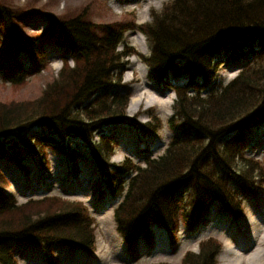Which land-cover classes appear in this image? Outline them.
Returning <instances> with one entry per match:
<instances>
[{"label":"trees","instance_id":"1","mask_svg":"<svg viewBox=\"0 0 264 264\" xmlns=\"http://www.w3.org/2000/svg\"><path fill=\"white\" fill-rule=\"evenodd\" d=\"M53 3L41 6L43 10L14 11L9 3L0 2V33L9 40L14 60L12 66L5 64L9 71L21 67V53L39 59L36 47L42 36H27L18 30L21 22L39 13L48 18L47 35L61 50L63 61L57 77L47 83L40 97L0 101V158L8 154L4 137L40 127L50 131L39 137L41 147L62 149L60 137L76 138L88 147L114 194L123 192L121 175L133 173L114 211L116 230L129 242L155 223L175 228L178 217L173 196L183 188L191 190L189 206L197 217L214 200L223 208L236 210L228 182L258 185L263 176L255 163L240 158V147L255 117L264 115V0H170L161 10L151 12L150 22L138 26L125 20L92 22L91 12L99 0L75 13L68 10L60 15L44 11L52 9ZM129 30L145 37L148 55L138 53L124 40ZM219 52L227 53L229 59L243 60L247 53L254 56L219 92L201 97L202 85L173 88L177 99L169 124L173 128L174 120L181 121L180 133L163 155L146 158L144 167L129 160L119 166L109 164L110 134L99 135L97 142L93 134L104 126L125 122L129 94L119 91L125 59L135 56L146 66L147 78L155 83L169 76L198 77L207 83L215 76L214 59ZM24 81L15 74L12 85ZM190 86L197 91L193 96L187 94ZM151 119L154 124H147V129L155 132L159 120ZM237 162L239 167L234 165ZM3 185L0 175V187ZM6 239L38 244L58 241L86 249L93 244L81 203L47 197L16 206L0 191V264H11ZM219 251L215 240L202 241L197 253L183 255L181 264H216Z\"/></svg>","mask_w":264,"mask_h":264},{"label":"rangeland","instance_id":"2","mask_svg":"<svg viewBox=\"0 0 264 264\" xmlns=\"http://www.w3.org/2000/svg\"><path fill=\"white\" fill-rule=\"evenodd\" d=\"M55 1V3H53ZM94 0H0V2L9 3L12 10L35 8L43 10L40 7L49 3H53L52 9L44 11L51 12L54 15H60L67 12H77L86 6H91ZM132 5H125L122 0H99L96 10L91 12V21L98 23H116L120 21L133 22L135 25L150 22L151 12L159 11L170 0H144L146 2H154L143 5L142 0H138ZM31 3V4H29ZM48 18L39 13L33 17L21 22L18 25L20 34L27 36H42L40 44L36 47L39 53V59L31 58L29 54L19 56L21 67L17 71H9L6 63L13 65V58L9 54V40L0 33V101L1 102H19L23 100L36 99L41 96L48 82L57 77L63 66L61 62V50L53 45L51 38L47 35ZM124 40L132 46L138 53L148 55L149 49L145 37L136 30L127 31L124 34ZM121 51V47L117 48ZM242 64L253 59L252 53L245 54ZM225 59V55L221 54L218 58ZM135 58V57H134ZM136 62H132L131 57L125 59V68L122 74V86L119 91L128 93L129 99L124 109V118L126 123L122 126L108 127L112 128L115 135L113 142V155L110 157L109 164L115 166L120 165L125 159H129L134 164L144 167V159L150 157L157 159L163 155L174 136L180 133L178 129L179 120L173 121V128L169 124V119L174 116V105L176 96L173 91L165 84L154 85L148 82L147 68L137 58ZM69 62V61H68ZM53 64L58 65L57 68ZM68 65L73 67V63ZM229 65L224 61L219 62L215 76L212 81L205 84V88L201 91L202 96L216 93L226 86L228 82L238 75L240 68L228 69ZM22 76L24 84L12 85V79ZM145 76V77H144ZM175 85L184 83V80H173ZM131 99H139V102L129 107ZM152 117L159 120V127L154 134L147 135L145 132L137 131L135 128L145 126L152 122ZM264 119V115L261 116ZM260 118V119H261ZM258 118L255 117L254 120ZM133 122V125L127 124ZM173 130H172V129ZM145 131V130H144ZM49 129L40 127H32L26 131L15 132L2 141L8 148L7 157L0 158V173L5 178L4 185L0 188L7 197L13 200L15 205H24L30 200L38 201L47 196L57 197L60 200L69 202H82L90 210V215L96 220L97 226H94V249L90 251L95 260L88 261V258L78 256L77 253L69 254L68 249L63 245H58L55 249L59 255L60 264H150L156 262H169L171 264H181V258L187 251L198 252V243L206 240L208 237H215L221 243V250L217 256V264H229L231 259L238 256L235 264H248L247 259L251 251L238 249L235 246L236 241H232L233 237L237 238V232L230 220L219 215L215 216L214 211L210 212L209 207L213 206L214 210L220 209V203L211 202L205 211L203 218L195 220L190 208L191 190L183 188L174 196V203L177 208V226L178 241L176 246L168 244L171 232L160 229L158 226H152L154 239L156 244L143 246L142 238H138L134 252H127L123 244L121 236L116 230L114 222V208L121 198L106 197L97 200V175L95 174L91 163L89 149L76 138L65 137L59 138L63 148L41 147L37 141L42 134H48ZM245 136V137H244ZM244 141L241 142V150L245 157L257 159L264 166V120L250 126L244 135ZM53 137H56L53 135ZM225 139V138H223ZM222 140V139H221ZM220 140V141H221ZM140 141L143 144L140 145ZM219 142V141H218ZM138 144V145H137ZM66 151V154H65ZM44 152L46 156H44ZM43 154V157H42ZM113 158H116L113 160ZM237 160V159H236ZM237 164L239 167V163ZM81 169L79 179L76 180V171L74 167ZM69 185L64 186L66 178ZM124 180V192L127 189L128 175H122ZM131 177V174H130ZM255 181V180H254ZM228 186L232 192L241 200L242 218L239 220L241 229L247 231V224L251 217L257 215L251 214V205L245 197L249 195V191L240 188L233 181L228 182ZM68 187V188H67ZM264 187V186H263ZM107 192V191H106ZM257 194V192H256ZM258 199L261 205H264V190H259ZM245 198V199H244ZM97 200V201H96ZM101 203V204H100ZM252 203V202H251ZM263 208V207H262ZM264 209V208H263ZM263 211V210H260ZM210 213L212 217L207 216L205 222L204 217ZM219 213V212H217ZM257 219L262 222L264 213ZM256 218V217H255ZM254 218V219H255ZM249 219V220H248ZM190 222V224H188ZM211 221V222H210ZM202 233L199 236L194 235L197 228L202 227ZM258 230L252 231V236H248L245 242L251 240L257 247L262 249L264 253V224L258 225ZM175 233V232H173ZM247 233V232H246ZM233 236V237H231ZM6 245L12 247L16 255L17 264H43L42 254L36 250L34 245L28 243H19L14 240H8ZM256 247V248H257ZM93 246L91 247V249ZM227 255V258H225ZM137 260V261H136Z\"/></svg>","mask_w":264,"mask_h":264},{"label":"bare ground","instance_id":"3","mask_svg":"<svg viewBox=\"0 0 264 264\" xmlns=\"http://www.w3.org/2000/svg\"><path fill=\"white\" fill-rule=\"evenodd\" d=\"M122 1H123V3L125 5H132L135 2H139L138 0H122ZM142 2H143V5H145V4L148 5L150 3H154L152 1L146 2L144 0H142ZM131 59H132L131 60L132 62L134 61V62L137 63V61H136V59L134 57H131ZM53 67L57 68L58 65L53 64ZM137 101L139 102V99H131L130 102H129V107L128 108L130 109V107H132V105L135 104ZM115 159L116 158H113V160H115ZM257 228H258V223L256 222V219L252 218V220H250V222L248 224V228H247V230H249L248 233H252V231L255 230V229H257ZM250 235H252V234H250ZM263 239H264V234H263ZM237 247H239L241 249L242 245L239 244ZM225 258H227V255H226ZM238 258H239L238 256L233 257L231 259V262H229V264H235V263H237ZM247 263L248 264H264V253L262 252V249L260 247L255 248L250 253V255L248 256V259H247Z\"/></svg>","mask_w":264,"mask_h":264}]
</instances>
